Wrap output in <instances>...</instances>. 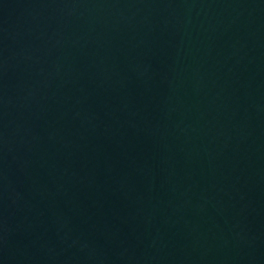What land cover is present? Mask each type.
I'll use <instances>...</instances> for the list:
<instances>
[{
    "label": "water",
    "instance_id": "water-1",
    "mask_svg": "<svg viewBox=\"0 0 264 264\" xmlns=\"http://www.w3.org/2000/svg\"><path fill=\"white\" fill-rule=\"evenodd\" d=\"M0 264H264V0H0Z\"/></svg>",
    "mask_w": 264,
    "mask_h": 264
}]
</instances>
